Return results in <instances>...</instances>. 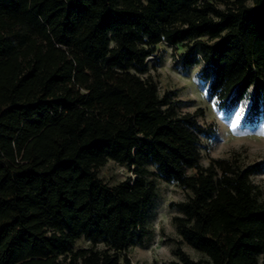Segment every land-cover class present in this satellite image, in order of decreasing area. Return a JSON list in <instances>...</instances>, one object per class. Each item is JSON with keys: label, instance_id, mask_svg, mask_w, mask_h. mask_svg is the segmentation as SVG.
Masks as SVG:
<instances>
[{"label": "trees", "instance_id": "obj_1", "mask_svg": "<svg viewBox=\"0 0 264 264\" xmlns=\"http://www.w3.org/2000/svg\"><path fill=\"white\" fill-rule=\"evenodd\" d=\"M161 43L218 109L264 114V0H0V264H132L151 174L187 192L172 221L202 255L178 246L172 264H259L261 165L200 164L215 126L142 75ZM108 160L131 174L104 182Z\"/></svg>", "mask_w": 264, "mask_h": 264}, {"label": "rangeland", "instance_id": "obj_2", "mask_svg": "<svg viewBox=\"0 0 264 264\" xmlns=\"http://www.w3.org/2000/svg\"><path fill=\"white\" fill-rule=\"evenodd\" d=\"M179 50L164 43L158 45L156 55L149 56L148 70L143 76H152L157 82L160 94H172L173 104L180 112H196L200 123L215 126L211 138H203L199 148L200 164L208 165L213 158L234 157L247 165L259 162L261 170L251 175V180L261 188L264 197V114L258 118H247L248 101L227 109H218L207 93V84L197 78L200 65L184 66ZM247 102L246 107L243 102ZM151 170H154L150 166ZM191 172V170H189ZM131 171L114 160H108L98 168L97 175L109 185L123 180ZM156 184V196L145 221L147 235L142 245L133 244L128 249L132 264H172L179 246L192 258L201 253L182 241L172 218L177 214L175 203L186 198L187 192L175 182H167L151 174ZM84 238L76 240L74 248L89 246ZM264 261V252L259 255V264Z\"/></svg>", "mask_w": 264, "mask_h": 264}, {"label": "snow or ice", "instance_id": "obj_3", "mask_svg": "<svg viewBox=\"0 0 264 264\" xmlns=\"http://www.w3.org/2000/svg\"><path fill=\"white\" fill-rule=\"evenodd\" d=\"M243 105L246 107V105H247V102L245 101V102H243Z\"/></svg>", "mask_w": 264, "mask_h": 264}]
</instances>
